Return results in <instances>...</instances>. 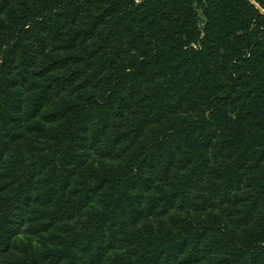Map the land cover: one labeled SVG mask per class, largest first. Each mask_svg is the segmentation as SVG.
Here are the masks:
<instances>
[{"label":"trees","instance_id":"obj_1","mask_svg":"<svg viewBox=\"0 0 264 264\" xmlns=\"http://www.w3.org/2000/svg\"><path fill=\"white\" fill-rule=\"evenodd\" d=\"M0 264H264V0H0Z\"/></svg>","mask_w":264,"mask_h":264}]
</instances>
